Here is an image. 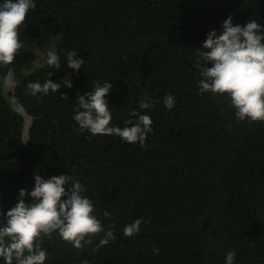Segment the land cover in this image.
I'll list each match as a JSON object with an SVG mask.
<instances>
[{"label": "trees", "instance_id": "obj_1", "mask_svg": "<svg viewBox=\"0 0 264 264\" xmlns=\"http://www.w3.org/2000/svg\"><path fill=\"white\" fill-rule=\"evenodd\" d=\"M34 3L19 27L23 47L12 64L0 65V210L17 203L19 189L34 188L35 173L73 174L116 236L93 252L103 233L83 250L54 233L43 241L45 264H226L229 251L234 264H264V122L238 121L227 95L201 93L194 67L195 50L210 51L203 48L207 34H220L229 15L234 25L255 19L264 26V0ZM49 46L61 57L58 70L35 65L34 49ZM72 50L84 59L78 70L68 66ZM10 71L16 85L7 95ZM47 79L60 89L29 93V82ZM106 81L113 85L106 96L112 125L123 128L134 110L150 115L143 146L79 130L78 96ZM168 94L172 109L164 104ZM11 97L33 118L25 140V116ZM146 97L152 107L141 109ZM137 218L147 223L125 237L124 226Z\"/></svg>", "mask_w": 264, "mask_h": 264}, {"label": "clouds", "instance_id": "obj_2", "mask_svg": "<svg viewBox=\"0 0 264 264\" xmlns=\"http://www.w3.org/2000/svg\"><path fill=\"white\" fill-rule=\"evenodd\" d=\"M35 7L34 0H4L0 3V65L12 64L15 55L20 52L23 44L19 39V27L25 22L29 10ZM222 27L220 34L216 30L207 34L203 48L210 51L195 50L197 59L194 67L199 70L200 92L227 95L230 101L228 106L235 109L238 121L247 119L250 123L264 122V26L255 19L245 25H234L229 15ZM76 54V50L69 51L66 58L68 66L78 70L83 66L84 59H75ZM208 62H211V67L207 66ZM46 63L58 70L61 57L54 50H49ZM52 75L50 71L48 77ZM62 83L73 87L68 77ZM60 87V83L51 79L43 84L37 81L27 85L32 96H46L50 91L57 92ZM112 87L111 82L106 81L103 85L97 82L92 91L79 95L78 106L73 109L76 113L74 121L81 132L87 130L93 135H114L128 143L143 146L153 130L150 115L134 110L129 113L130 118L125 121L123 128L112 125V112L106 99ZM63 95L68 97L66 93ZM11 100L14 107L16 98L11 97ZM164 104L168 109L174 107L172 94L165 96ZM139 107L149 109L152 102L146 97L139 101ZM25 128L24 123L22 137ZM66 184H70L67 189ZM87 190L73 174L53 175L44 179L35 173L34 188L30 192L19 189L17 203L6 213L0 210V258H3L4 264H45L49 253L42 246L43 241L52 238L54 233L78 250H83L85 245H92L94 238L101 233L103 237L95 244L93 252L114 241L116 236L111 230L112 225L105 230L101 219L94 214L93 201L84 195ZM26 196L32 198L31 202L25 201ZM103 215L108 217L109 213L104 212ZM142 223L147 221L137 218L126 224L124 236L132 237L139 233ZM159 252V248H154V254L158 255ZM235 255V251H229L225 258L226 264H234Z\"/></svg>", "mask_w": 264, "mask_h": 264}, {"label": "rangeland", "instance_id": "obj_3", "mask_svg": "<svg viewBox=\"0 0 264 264\" xmlns=\"http://www.w3.org/2000/svg\"><path fill=\"white\" fill-rule=\"evenodd\" d=\"M56 40H57V38L55 37V41ZM49 50H54L55 51V49L52 48L51 46L45 47L43 49H38V48H35L34 49V52H35V65L40 66V65L46 64V61H47V52ZM14 79H15V77H14ZM14 85H15V83H14ZM13 87H12V89L11 88H6V85H5L4 86L5 93L8 95V92H10V90H13ZM25 139L26 138H24V140Z\"/></svg>", "mask_w": 264, "mask_h": 264}, {"label": "bare ground", "instance_id": "obj_4", "mask_svg": "<svg viewBox=\"0 0 264 264\" xmlns=\"http://www.w3.org/2000/svg\"><path fill=\"white\" fill-rule=\"evenodd\" d=\"M14 83H15L14 74H13V72H9V74L6 76V88L12 89V87L14 86ZM14 105L19 111H23V108L21 107V105L19 103L15 102ZM29 124H30V118L27 117L26 118V128H25V132L23 135L24 138L25 137L27 138Z\"/></svg>", "mask_w": 264, "mask_h": 264}, {"label": "water", "instance_id": "obj_5", "mask_svg": "<svg viewBox=\"0 0 264 264\" xmlns=\"http://www.w3.org/2000/svg\"><path fill=\"white\" fill-rule=\"evenodd\" d=\"M11 72V71H10ZM13 72V71H12ZM22 107V106H21ZM14 108L17 110V111H19L16 107H15V105H14ZM23 108V107H22ZM19 112H21L22 114H24L25 115V117L26 116H28L29 118H30V121H31V119H32V116L31 115H29V114H27L26 113V111L24 110V108H23V111H19ZM27 118V117H26ZM25 118V119H26ZM25 124H26V122H25ZM30 126V125H29Z\"/></svg>", "mask_w": 264, "mask_h": 264}]
</instances>
